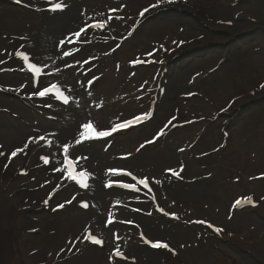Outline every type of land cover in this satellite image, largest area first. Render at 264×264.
Instances as JSON below:
<instances>
[{
  "label": "bare ground",
  "instance_id": "1",
  "mask_svg": "<svg viewBox=\"0 0 264 264\" xmlns=\"http://www.w3.org/2000/svg\"><path fill=\"white\" fill-rule=\"evenodd\" d=\"M63 1L69 5V9L66 11L65 18L61 20V22H59V25L56 27L54 31V35L51 36V39L48 37L46 33H43L41 30H39L37 33L35 32L34 21H32L30 15H27V17L25 18L26 20L24 21V18L20 19L19 17H17L21 15H19V13H14V10L5 7L0 8V38L3 39V41L0 42V54H1L0 59L6 61L5 63L0 65L3 66L1 67V69L11 68L10 65L13 62L9 61L8 58L11 57L13 50L18 48L20 45H23L27 50L34 51L35 56L39 57L40 61L44 62L47 65L49 69L48 73L50 72L52 73V76L48 77L47 80L49 81L55 80L56 82L59 83L63 82L65 84L70 85L71 93L75 98L77 97V99L79 100V97H81V89L77 86L78 79L77 76L74 74V70L72 69L71 64H73L74 62L76 63H79L80 61L82 62L83 60L81 58H83L84 55L86 54L80 53L77 56L75 55L74 58L66 59L64 53L67 50L65 49V43L61 45V41L62 40L65 41V37L69 33L75 31L78 27L81 26V24L84 25L87 24L89 20L85 21L86 20L85 13L81 14L79 11L78 12L73 11L74 9H76V6L78 7L79 4L84 1L82 0H63ZM151 1L152 0H127V1L97 0L96 4H99L103 9L102 10L98 9V12L94 14L93 19H97V21L100 18L107 19L108 18V16L106 15L107 10L117 9V10L125 11L124 16L126 18V22H129V25H131L134 23V21L137 20L138 13L143 9H145V7L149 6ZM225 4H226L225 0H217V3H215V0H182L178 5L175 4L166 5L165 8H167V6L171 7L172 11L169 13L170 16L169 17L166 16L165 18L164 16L160 17L159 19L160 21L157 20L159 17L155 19H151L154 25H149V26L147 25L151 22V20L147 19L144 22V25L142 26L143 28L140 31V33L134 35L132 38V40L138 42L135 43L138 44L136 50H133L134 47L132 48L130 46L124 47V50L123 48L121 49V51L123 50V52L119 53L120 58L126 59L129 57V55H134L141 51L142 53H153V52L158 53L157 48L159 46L166 47L169 50V52L174 51L176 47L181 45L178 42L176 43V41L179 40L177 38L183 35L186 29L184 28L173 29V25L170 24L169 20L172 18H177L182 20L184 23V21H186L184 20V17L186 15L196 16V18H194L193 20L197 23L199 27L195 28L193 32L199 33L200 31H202L200 33L206 36V37L205 36L202 37V40L207 39V42H209L208 39L213 38L212 34L218 33L217 31H219L221 34L223 29L214 28L217 31L213 33L206 29V25L207 24L214 25V24H210V22L222 20V19H228L227 17L232 16V15L230 16V14H227L230 11L226 10ZM213 6L219 8L218 9L212 8ZM207 7H210L208 11H206ZM199 12H201V14ZM112 29L114 32H116L115 31L116 26H112ZM20 37H22L23 39L22 38L20 39ZM242 37L244 39L243 41L244 43H246V41H251L250 38H253L252 35L250 37L247 35H243L241 36V38ZM79 38H80L79 44L85 42L86 44H88L90 40L92 39L95 40L97 42V45L95 46L97 51L100 46L102 47V50L108 48L107 44L109 41L105 37L104 33L93 34L87 32L86 34L81 35ZM211 40H217L222 42L228 41L227 39L224 38H220V39L215 38ZM199 41H195L189 44H187L186 42L182 45L184 46L183 49L185 51H189L190 49L195 48L197 46V42ZM143 44H146L145 49L143 48ZM243 46L246 47L245 44ZM95 47H91L90 50L92 51ZM234 47L236 48V46H234L233 44H230L229 46V48L231 49ZM87 48L88 46H82L80 47V50H78V52H83ZM242 51L243 49L240 50L239 52H236L231 61H233L236 58V56H238ZM177 53L180 52L176 50L173 54L175 55ZM224 54L225 53H222V55H220L217 63L220 61V59L224 58ZM104 56L106 58L105 53ZM166 56H160V58L163 59ZM200 62L201 61L198 60L195 63L191 64L188 68L191 69L192 66ZM257 62L260 64L259 61H256V63ZM217 63H215L213 67L210 66V68L192 75L190 80L181 78L183 76L184 71L181 72L175 71L174 75L172 76V80L169 84V91H168L169 93L167 94V101L163 104V108H162L163 113L166 114L168 111H171L172 116L173 115L178 116L179 122L187 121L188 119H190L191 115H197L198 112L199 114H201L199 117L205 118L204 110L206 108L210 109V107L208 106V104L198 103V101L193 100L192 98H190V94L196 93L195 91H201L205 93L204 90H201L202 88L200 85L201 83L198 79H196L197 77L206 76L212 70H218L221 66L228 67L229 65V64L227 65L222 64L220 66H217ZM262 67L263 68L260 70L262 72L261 74L262 78L258 80V78H255L254 70L251 69L249 64L245 63V65L241 69V73L236 75V77L230 79L232 95L236 96V98H240L243 92H247L252 87H256L257 84L262 79H264V70H263L264 65ZM159 70L160 69L157 68H152V70L150 71L137 70L134 73V77H130V74L132 72L126 71L123 74V79H121L122 74L117 79V75L119 71H117L116 68H113L111 70L101 71V73H103L104 75L102 79L104 78L105 79L102 85L97 88L96 90L97 95L94 96L89 103L90 112H91L90 118H94L99 123L103 121L102 123L103 126H106L111 122L119 119V118L111 119V117H116L118 116V114H122V113L124 114L123 116H129L142 110V105L147 101L148 97L144 98L142 101L137 103L134 99L135 96L137 97L140 96L141 94L144 93V91L141 94H136V89L139 88L142 85V83L150 82V79L153 77L154 74L158 73ZM216 73L217 71L213 75H215ZM13 78H15V76H12L11 80H13ZM206 78H208V76ZM206 78H204L203 81L206 80ZM22 79L23 78H19L15 82L17 83L21 82ZM194 79L196 80L193 81ZM5 81L7 82V80ZM253 81L254 82L258 81V82L255 84ZM101 82L102 81H100V83ZM24 84L25 83L21 85L18 84L14 85L10 83L8 85L9 87L7 88H11L12 90L22 89V91L25 90L28 91L27 86L21 87ZM114 95H116V99H115L116 105H111L109 101ZM231 98L232 97L228 99L231 100ZM223 99L225 101L222 100L220 103H218L219 106L224 107L225 103L227 102L226 97H224ZM241 100L242 99L235 101L234 103H232V105L238 104ZM102 104H104V107L102 106ZM77 110L78 109H75L74 111H72V113H75ZM69 113H66L64 115V120L62 121V124L64 126L63 129L61 131L54 130V134H55L54 140L56 145H54L51 150L52 164L48 169H43L41 166L35 165V159L37 158V155L41 153L39 149L41 147L40 142L42 140L33 139L31 142H29V137L38 138L40 136H43L44 137L43 141H46L49 138H51V136L50 137L45 136L50 133L51 131L50 128L47 129L46 132V128L44 126V128L42 129L44 130L42 135L41 133L42 131L40 127H32L26 130L27 131L26 134H22L23 136H20L21 139L13 135H6L0 133V145L6 151L10 149L11 153L15 151L17 148L23 147L26 143L28 144V147L24 149V152L14 157V160L16 161V170L12 177L15 180H20V178H17L18 177L17 174L20 170L26 169V171L29 172L32 169H35L34 172H36L37 174H43L42 177L37 176L38 177L37 183L38 182L40 183L39 190L42 192V194L44 192L50 191L51 189H55L57 185L59 186L63 185V182H61L62 173L57 169L61 170V154H64L63 148L65 145L69 146L68 155L70 157L78 159V161L81 163V166L87 169L92 176V186L94 188V193L93 196H91L92 198L91 207L89 208L87 214H84L78 210L70 214V216L76 221V223H78V226H73L69 221L62 222L61 224H57V226L55 225L48 226L49 222L47 221L43 222L41 228H39V231L41 233L39 244L37 243L35 246L29 245L27 247V250L24 254L26 260L24 261L27 262L31 261L33 264L40 263L41 260L38 258L27 259L28 256H26V254L29 256L36 257L37 255H39V253H41V251L42 252L44 251V253L46 252L48 259H50L49 264H57L62 261L64 262L65 259H68V261H72V262L75 261L76 264H82L84 261H88L89 264H120L117 261H111L110 257H105L100 252L97 253L93 248L89 250L88 246L84 245L83 238L76 234L82 232L83 229L86 227L94 229L95 231L100 233L101 229H106L107 226H112V225L118 226V222L123 221L122 219L123 215H120L119 219H115L117 216H119V208L116 204L112 205L114 194L113 195L112 193L104 194L100 190L101 186H104L106 182H111L112 180V175L109 174V169L127 167L130 169L142 170L146 175H151L153 177L161 178V176H163L166 170L177 168L181 171L183 177L186 180L196 179L198 183L195 186L180 187L172 182L170 183V181L167 180L165 182L166 200L164 201H168L169 199H171L175 201H181L182 203L186 202L194 205L193 207L191 205L182 204V209L180 210V214L184 220L188 219L187 212L190 210H193L195 214H199L207 217L208 216L220 217V218L222 217L221 216L223 215L222 206L218 205L215 210L209 212L207 206L208 203L206 202L205 205H203L202 202L204 197L207 196L209 197L216 196L220 198L222 202L228 198L226 195L221 193L220 195H218L220 191L224 190V189H219L221 187L219 186V182H222V178H220L217 173V170L223 165V163L219 162V160L220 158L224 160V155L220 153V151L217 150L216 147H209V148L194 147L195 144L200 139V137L197 138L196 141H194V143L190 145L191 148L186 147L185 143L182 140H177L176 141V146H178L177 150L176 147H172V148L166 147L165 144L166 142H159L160 144L157 143L154 148L152 149L150 148L149 150V152H151L152 154L161 153L159 157L153 159L152 161H150L148 158L145 157L142 158V152L144 151L145 148L139 147V141L142 140V143L146 142L148 141L147 138H150L153 135L152 129L157 127L160 117L159 116L156 122L153 123L151 126L147 128H142L143 130L140 134H138L136 131V133L133 132L132 134L130 133L131 135L129 134V136H127V138L129 137L127 140H122V139L116 140L114 144H112V146L108 149V151H104V149L100 146L95 148H86L76 143L77 139L80 137L81 134V128H82L81 126L86 119H80L78 116L80 115V113H76L72 117H70ZM4 115L5 113L0 110L1 126H2V117ZM6 115H10V113L6 111ZM171 115H165V116L171 119L170 117ZM20 117L22 119L24 118V116H20ZM35 117L38 119V121L41 120L40 122L43 123H49L50 120V117L47 114L44 118L40 119L41 116L35 113ZM206 118L208 120L211 119V117L208 116H206ZM161 122H163V120ZM189 127H185L183 128L185 130L176 132L174 135H172L171 139L175 135H184L186 132L191 131L193 127L191 126ZM213 127H217V126H213ZM231 131L233 132L234 130ZM1 136L9 137L12 140V142L15 143L14 145L15 148L10 147L11 144H8L7 141L2 140ZM123 141H126L127 144H125ZM170 142L171 140L168 141L167 143ZM181 149H183V151H181ZM172 150L178 151L177 154L180 153L183 156L184 160L187 161L186 168L182 167L179 164L178 160L176 162L174 158L171 157L170 153ZM193 156H200L201 160L195 162L191 159ZM212 157L215 158L214 164H211L209 162V159ZM232 158L233 155L230 156V152H229L226 160L228 159L230 161L232 160ZM3 168H4V164L2 160H0V169ZM209 169H212L213 172L209 173ZM231 182L234 183L235 181H231ZM231 182L229 181L228 188L226 189H229ZM37 183L34 184V187H37ZM205 186H207L208 188H205ZM247 187L248 186H245V188ZM0 190L1 191L3 190L2 183L0 184ZM211 192L212 194H210ZM65 194H67V192ZM238 195H240V193H238ZM236 196L233 199H235ZM5 201L9 202L8 197L2 196L0 198V256L5 257L6 255H8V260L4 261V263L2 264H21V262L17 263L15 261V258L18 259V257L15 256L14 253L12 254L10 252V246L13 247V243L15 242L17 243L16 244L17 248L20 249L21 243L17 241H21L22 243H26V245H28L31 243L30 237H34V236L28 235V232L31 230L26 229L25 228L26 226H23L24 235L27 234V236L22 235L21 237H19L20 225L18 224L17 218L15 217L17 213L15 214L13 211H10L9 209H5L3 207V205L7 206ZM110 211H112V215L114 218H109ZM27 212L29 211L23 209L21 214H25ZM40 213L41 212H36L34 210L29 214H25V219L31 220L32 217ZM208 213L211 215H208ZM41 214H43V212ZM55 216L56 215L50 217H52L53 219V217ZM241 216L243 215H240L236 220L242 222L244 218ZM221 219L225 220V216H223ZM13 220L16 221L15 225L12 224ZM143 226L149 235L169 238L173 242V244H179V246H183V244H185L187 247V249L185 248V252L190 254V256L187 255V257H183V256L181 257L180 260L185 262V264H208V262H206V258L210 256H213L212 264H220L222 260L225 261L224 258L221 259L219 256H215L214 251H212L211 249H207V246L206 248H204V245L200 242V240L194 238V236H192L188 231H184L181 229H176L175 231H172L171 227H165L162 230H158L157 233H154L155 230L157 229V227L154 228V225L143 224ZM240 230L242 231V229ZM39 231L38 230L36 231L37 235ZM133 240L136 241V245L131 246V249L134 251L133 254L135 253L140 260V261L137 260L138 264H175V261L169 259L168 256L166 260L164 254L151 253L153 256L149 258L147 254L142 252V254H144L147 257L146 258L147 260L140 258L138 256L141 253L139 244L135 237ZM128 241H132V239ZM232 242L236 244V239ZM73 244H75V247H73ZM206 245L208 244L206 243ZM254 248L255 246L253 242L252 244H249L250 250H253ZM65 255L66 257H64ZM70 256H74V257L72 258ZM81 258H83L84 260ZM1 262L2 260H0V264ZM225 262L229 263L227 260Z\"/></svg>",
  "mask_w": 264,
  "mask_h": 264
},
{
  "label": "rangeland",
  "instance_id": "2",
  "mask_svg": "<svg viewBox=\"0 0 264 264\" xmlns=\"http://www.w3.org/2000/svg\"><path fill=\"white\" fill-rule=\"evenodd\" d=\"M238 2L240 4H239V9H237V10H239V13H242L243 17L248 15V16L254 17L256 19L260 18L262 9L264 8L263 3L259 2L258 0H250V1L242 0L241 2H240V0H238ZM226 10L230 11L228 8H226ZM258 10H259V13L256 14L258 12ZM14 13H18V12L14 10ZM231 15L232 14H230V16ZM21 16H17V17H19L20 19H23L24 18L23 15H21ZM194 18H196L195 15H186L184 17V20H186V21H184V23L182 20L177 19V18H172L169 20L170 24L173 25V29H181V28L186 29L184 31V34L177 38L179 40L176 41V43L178 42L181 45H183L186 42H187V44H189V43H193V42L199 41V40L202 41V37L205 36L204 34L200 33L202 31H200L199 33L193 32V30L195 28L199 27L197 25V23L193 20ZM187 21H189V22H187ZM1 25H3V24H1ZM245 26L247 28H249L248 30L254 28V26L250 25V24H246ZM178 33H180V32H178ZM258 33H259L258 36L256 38H254L253 41L248 42L246 44L248 46L247 48L249 50L244 47L245 49H243V51L238 56H236V58L233 61H231L229 63L228 67H222L221 66L217 70V73L215 75L206 78V80H204V81L199 80L200 76L197 77L196 79H198L201 83L200 84L202 87L201 90H204L205 93H207V94H215L216 92H219L221 89L220 81L225 80L223 86L226 87V90L223 92L222 96L226 97L227 100H230V99H228L230 97L236 98V96H233L232 92H231L230 79L236 77V75L241 73V69L243 68L245 63L250 65L251 69L254 70V73L257 72V69L260 66V64H262V66L264 65V59H263L264 56L258 57L259 59H263L260 64L258 62L256 63V61H258V60H255L254 57H252L253 55L251 54V51H250V49L252 47H255L257 45L264 46V28L262 31H259ZM2 41H3V39L0 38V42H2ZM178 47H176L174 49V52L176 51V49H178ZM262 53L264 55V51ZM0 56H1V54H0ZM200 61H201L200 63H196L194 66H192L191 69L187 68L184 71L183 76L181 78H184L186 80H190L192 75L197 74L199 72H202V71L210 68V66L213 67L215 65V63H217L218 59L216 60L215 57L207 56L205 59L200 60ZM1 67H3V66L0 65V69H1ZM257 73H256L255 78H258V80H259L262 78V76L261 75L259 76ZM11 78H12V76L7 79V82L4 81V83H5L4 86L9 87L8 85L10 83L14 84V85H16V84L21 85V84L25 83V82H23L24 81L23 79L21 80V82L17 83L15 81L18 80L19 78H13V80H11ZM196 79H194L193 81H195ZM255 84H254V86H255ZM253 88H255V87H252L251 89H253ZM238 96H240V95H238ZM0 102H2V104H0V110L5 113V115L2 117V126L0 125V128H1L0 133L6 134V135H13L15 137L20 138V136H23L22 134L27 133V131H26L27 129H30L32 127L42 128V125H40L41 122L38 121V119L35 117V112L32 113L34 116L32 114H28L27 112H21V111H20V113H21L20 114L19 112L16 111L14 104L12 102H11V104H10V101H1L0 100ZM210 103H211L212 107H210L208 105L210 107V109L206 108L204 110L205 113H212L213 107L215 109L214 111H216L218 109L216 107L217 105L219 106L217 101L210 100ZM88 105L90 106V104H88ZM89 106H86L85 108H82V109H78L75 113H72V112L69 113L70 117H72L76 113H80V115H78L80 119L90 118L91 112H90ZM225 106H226V103H225L224 107ZM261 108L263 109L264 106L260 107L259 109H261ZM6 111H8L10 113V115H12V116L6 115ZM36 113H37V111H36ZM171 114H172V112L168 111L166 114L163 113V116L164 115H171ZM198 114H199V112H198ZM261 115H263V113H261ZM20 116H24V118L22 119ZM159 116L161 118L159 117L158 125L162 121V115L160 114ZM206 116H205V118H206ZM18 117H20V118H18ZM41 117H42V115H41ZM170 117H172V115ZM208 117L212 118L213 115L208 116ZM248 126H249L248 121L243 122L240 124L239 130L243 131ZM216 128L217 127H213L212 129L209 130V128L206 127V125H204V124H202L198 127L193 126L191 131L186 132L184 135L173 136L170 143H167V142L165 143L166 147H171V148L176 147V150H177V147H178V146H176L177 140H182L185 143L186 147H190V145L192 143H194V141H196V139L199 137H200V139L198 140V142L195 144L194 147H197V148L215 147L218 144H220V142H221L220 131L219 130L216 131ZM236 130L237 129H234V131H233L234 134L231 135V143H233V141H235V139H236V134H235ZM1 139L4 141H7L8 144H11L10 147L15 148V146H14L15 143L12 142V140L9 137L1 136ZM249 146L253 147L254 141L249 143ZM231 148L234 149V151L236 152V145L231 144ZM149 150H150L149 148L147 149L145 147L144 151L142 152V158L145 157V158H148L150 161H152L153 159H156L157 157H159L161 155V153L160 154H157V153L152 154L151 152H149ZM176 150L175 151L172 150L170 155L177 162L176 155H177L178 151H176ZM237 151L241 152L242 148H238ZM7 152H8V156L6 158L2 159V162L4 164V168L0 169V184L1 183L3 184V190L2 191L0 190V198L2 196L8 197L9 202L5 201L7 206L3 205V207L5 209H9L10 211H13L15 214L16 213L18 214V215L16 214L15 217L17 218V222L20 225L19 237L24 235L23 226H26L25 227L26 229H30V230L35 229L36 231L37 230L39 231V228H41L43 222H45V221L49 222L48 226L49 225L57 226V224H61L62 222H67V221H69L73 226H78V223H76V221L72 217H70V219L67 217L68 213L66 211L65 212L62 211L61 213L56 214V216L53 217V219H52V217H50L46 214H41V213L32 217L31 220L25 219V214H29L30 212L34 211L35 206H33L34 205L33 203L34 202H39V203L42 202L44 197H47L49 195V191L44 192L42 194V192L39 190L40 183L38 182L37 187H34V185L29 183L30 177H28V179L15 180L12 176L14 175L15 170H16V161L14 159L9 161L8 157L11 155V150L9 149ZM255 157H258V156L253 155V158H255ZM219 162H222L221 158H220ZM251 162H252V160H251ZM35 165L40 166L37 163H35ZM259 165H260L259 166L260 168L264 169L263 164L262 165L259 164ZM244 168H246V170H248V172L251 173V169H250L249 165H247V164L244 165ZM34 170L35 169H32L30 171L31 176H41V177L43 176V174H37L36 172H34ZM232 184H233V182L230 183V186ZM247 186H248L247 188H243L241 191L247 192V189H252L251 184H248ZM235 189L239 190L240 187L236 186ZM229 192H230V194L226 195V196L227 197L232 196V199L236 195H238V193H239V192L232 190V187H231V190H229ZM254 192H257L258 194H256V195H258L259 197H263V196H261V193H259L258 189H254ZM41 196H42V198H41ZM69 196H70V194H69V192H67V194H64V196H61V200H63V202H66L65 199L69 198ZM215 199H216V196H214V197L207 196V197H204V199L202 201L203 205H205L206 202L208 203L207 206H208L209 212H212V210H215L216 207L218 206V205H215ZM23 209H25L29 212H27L25 214H21ZM222 210H223V206H222ZM121 215H123V214H121ZM208 215H211V214L208 213ZM221 216L223 217V216H225V214L223 213V215H221ZM208 217H210V216H208ZM211 217H213V216H211ZM213 218L216 221H218L219 224H225V222H226L225 220H222L220 217H213ZM243 218L244 219L242 222H239L238 220H236L237 218H235L236 223L234 222L232 224L233 228H237L243 234L246 233V230L249 227H250L249 229L255 230L253 235H252V238H250V240L255 239V241L253 242L255 247L257 246V243H260L261 246L264 248V236L260 235L261 233L264 234V223L261 220L257 219L256 217H253V216L244 215ZM56 219H58V220H56ZM34 220H35V223H34ZM54 220H56V221L53 222ZM12 222H13L12 224H14V225L16 224L15 220H13ZM143 222H144V224H147V225L151 224L150 222H148V223H146L145 221H143ZM228 226H229V224H226V227H228ZM116 227L117 226H115V225L107 226L106 229H101L100 233L102 235L107 236L109 239H112V237L117 232V229H115ZM155 227L156 226H154V228ZM228 229H230V231L233 230L232 227H229ZM240 229H242V231ZM249 229H248V232L250 234L251 231ZM157 232H158V228L155 230L154 233H157ZM258 233H260V234H258ZM24 236H27V234ZM40 236H41V233L39 231L37 236L30 237L31 243L28 245H26V243H22L21 241H17V242L21 243L20 249L17 248V246H16L17 243H15V242L13 243V247L10 246V252L12 254L14 253V255L18 257V259L15 258V261L17 263L21 262V264H33L31 261H28V262L24 261V260H26L24 254H25L27 247L29 245L35 246L37 243L39 244ZM134 237H135L134 233L129 232V239L128 240L132 239V241H128L127 237L122 239L121 243H124L123 248L126 246V244H129L130 246H133V245L135 246L136 241L133 240ZM139 248H140L141 253L138 256L140 258L147 260L146 259L147 257L144 254H142V252L147 254L149 256V258L153 256L151 253H147L140 246H139ZM214 254H215V256H219L218 252L214 251ZM227 254H229V253H227ZM26 256H28L27 259H32V258L40 259L41 260L40 263H37V264H49L50 259H48L46 252L44 253V251L43 252L41 251V253H39V255H37L38 257L37 256L36 257L29 256L27 254H26ZM221 256L222 255H220L219 257L222 259ZM64 257H66V255ZM81 259H83V258H81ZM224 259H225V261L227 260L229 263L222 260L221 261L222 264H232L231 259H227V258H224ZM242 259H243V264H255L249 257L242 256ZM0 260H2L1 264L4 263V261L8 260V255H6L5 257L0 256ZM212 261H213V256L206 258V262H208V264H212ZM57 264H65V263L62 261V262H59ZM82 264H89V262L84 261Z\"/></svg>",
  "mask_w": 264,
  "mask_h": 264
},
{
  "label": "snow or ice",
  "instance_id": "3",
  "mask_svg": "<svg viewBox=\"0 0 264 264\" xmlns=\"http://www.w3.org/2000/svg\"><path fill=\"white\" fill-rule=\"evenodd\" d=\"M17 3H22V0H16ZM47 2L49 3L50 7L47 9L48 11L50 12H57V11H63L66 7V4L63 3V0H47ZM164 0H158V3H163ZM168 2H172V0H168ZM153 7H156L158 6V4H154L152 5ZM149 9L148 8H145L143 9L142 11H140L139 15L140 17H143L145 15L146 12H148ZM113 18L111 16L108 17V21H111ZM116 19H121V17H116ZM105 23H97V24H94V25H85L84 27H82L79 31H76L74 33H72L71 35H74L75 37H80L81 36V33H86L88 28H96V29H103L105 27ZM23 39V38H22ZM65 43V41H61V45H63ZM182 43V42H181ZM23 47V46H21ZM11 55V54H10ZM65 56L68 55L67 52L64 53ZM15 56L18 58V59H22L23 62H24V65L26 67V69L32 73V77H30V79L32 80V85L33 87H37V91L35 93H33L32 95L38 97V98H44L46 96H48L53 89H56V85L53 84L51 85L50 87H46V86H43L42 85V82H39L38 81V78L39 76L41 75V72H42V68L38 66V64L41 63V61L39 60V57H31V54L26 50L24 52H21L19 49L16 50L15 52ZM6 61L0 59V64H3L5 63ZM87 63V61H85ZM5 69H0V71H3ZM7 70H12V69H7ZM23 70V69H21ZM95 79H98V77H93V80H90L89 81V87H91L92 83L94 82ZM39 84V86H38ZM23 87V85L21 86ZM261 87H264V85H262ZM32 95L29 96V98L31 99L32 98ZM56 96L58 99H61L62 102L64 104H68L69 103V99L67 96H64L62 93L60 92H57L56 93ZM141 119V117H135V120L139 121ZM132 121H124V122H121L119 124H116L114 127H112L111 129H108V130H95L94 127H93V124L91 122H88L84 125H82V129H88L89 132L91 133L90 136H84L83 133H81V138L80 139H77L76 143H81L84 139H93V138H105V137H109L111 136L114 132H116L117 130L119 129H123V128H127L129 126L132 125ZM163 134V131H161V133H159L158 135H162ZM158 138V136H157ZM33 139H38V140H43L44 137L43 136H40L38 138H34V137H29V142H31ZM148 143H151V142H155V139L153 140H149L147 141ZM28 147V144L26 143L23 147L21 148H17L15 151H13L11 153V156L12 157H15L18 153L20 152H24V149ZM141 147H144V145H141ZM181 151H183V149H181ZM63 152L65 154V157H66V162H67V155L69 153V146L68 145H65L64 148H63ZM4 153L0 152V155H3ZM41 159L44 161L45 164H48L49 161L46 157L42 156ZM86 159V158H85ZM58 171H61L60 169H57ZM122 170H119V169H109V173L110 174H120ZM168 172L171 173L172 176H175L177 178H180V175L177 171H175L174 169H168L167 170ZM22 174H25V173H22ZM124 175H130V173H127V172H124L123 173ZM88 174L85 173V172H80L79 173V176L83 177V176H87ZM68 179H72V180H75L76 183L80 184L81 187H88V185L86 183H84L83 181L77 179L76 176H74L72 173H68V176H67ZM131 179L136 181L137 184L139 185H143L145 188H148V180L147 178L145 179H137V177L135 175H132L131 176ZM158 182V181H157ZM112 186V182H109L105 185V187H111ZM122 187L126 188V189H131L133 188V185L131 183H124L122 184ZM73 199H75V197H73ZM249 201L251 202V198H249ZM45 205L48 204V200H45L44 201ZM66 203H71V201H66ZM240 201L237 200L235 202L236 205H239ZM64 204H59L56 206V209H53V211L59 209V208H64ZM81 207L83 208H88L89 205L86 203V202H81L80 204ZM253 206H255L253 204ZM166 215H168V213H165ZM173 216V218H176L175 217V214H171ZM195 223H206L205 221H195ZM207 227L209 228H212L213 231H215L217 234L221 233L223 231V229L219 228V227H214L213 225L211 224H207ZM35 230V229H33ZM143 238V237H142ZM84 239L90 241L91 243L93 244H97V245H101L102 244V241L97 239L96 237H94L91 233H89L87 236L84 237ZM144 243L145 244H149L150 247L154 248V249H166L170 252L173 253V255H175V251L174 249H172L171 247H169V245L165 242H151L149 241L148 239H144ZM73 247H75V244H73ZM114 256H120L121 253L119 252H114L113 253Z\"/></svg>",
  "mask_w": 264,
  "mask_h": 264
}]
</instances>
